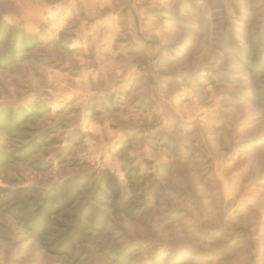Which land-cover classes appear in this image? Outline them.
Segmentation results:
<instances>
[{"label": "rangeland", "instance_id": "1", "mask_svg": "<svg viewBox=\"0 0 264 264\" xmlns=\"http://www.w3.org/2000/svg\"><path fill=\"white\" fill-rule=\"evenodd\" d=\"M241 28L264 0H0V264H264V67L220 49ZM103 172L125 210L57 255Z\"/></svg>", "mask_w": 264, "mask_h": 264}, {"label": "trees", "instance_id": "2", "mask_svg": "<svg viewBox=\"0 0 264 264\" xmlns=\"http://www.w3.org/2000/svg\"><path fill=\"white\" fill-rule=\"evenodd\" d=\"M234 35L241 38V43L245 45V48L237 47L234 43ZM220 43L226 46V48L221 47L220 49L227 55L248 60L250 55L255 54L256 56L252 58L255 67H264V28L255 31L242 28L239 31L231 30L228 39H221ZM89 181L88 176L76 178L40 194L36 201L40 203L41 215L47 219L71 209L76 203L81 189L86 187ZM99 181L100 185L95 189L90 201L86 202L76 214L65 216L70 226L57 240L58 246L55 250L57 255L70 257L78 245L93 244L96 240V234L103 231L107 226V211L121 213L125 210L127 196L123 193L115 177L109 172H103ZM26 197V190L16 194L14 196L15 206L27 210L28 207L21 206ZM154 197L157 201L156 193H154Z\"/></svg>", "mask_w": 264, "mask_h": 264}]
</instances>
